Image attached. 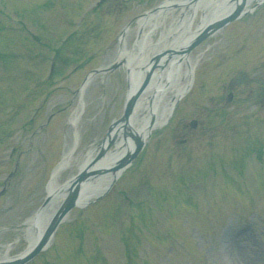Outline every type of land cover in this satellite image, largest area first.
<instances>
[{
    "label": "rangeland",
    "instance_id": "374dc122",
    "mask_svg": "<svg viewBox=\"0 0 264 264\" xmlns=\"http://www.w3.org/2000/svg\"><path fill=\"white\" fill-rule=\"evenodd\" d=\"M162 1L134 0L128 8L116 9L119 17L113 21L100 19L105 8L113 6L108 2L62 45L58 40L64 32L69 35L66 30L91 0H0V188L12 172L0 196V256L6 245L9 255L24 249V221L43 200L51 169L72 143L74 133L67 119L78 104L82 79L90 68L115 59L119 40L93 54L83 47L92 52L102 41L109 44L122 23L132 18L133 29L137 14ZM177 15L174 8L168 11L166 27ZM200 15L197 9L194 24ZM30 28L39 33L44 46H34L16 31ZM158 35L159 30L151 35L152 41ZM135 38L131 31L125 39L127 47ZM51 50L57 55V75L23 100L19 95L29 92L30 84L45 73ZM88 54V61L80 62ZM191 56L199 60L187 97L152 130L107 193L82 209L74 207L56 228L52 246L26 264H105L103 260L107 264H264V110L261 120L244 115L254 108L253 98L262 89L255 81L264 82V3L200 42ZM127 86L123 65L91 80L75 127L78 142L73 157L80 160L100 142L111 120L121 113ZM227 88L233 97L222 106ZM148 102L141 114L148 113ZM192 118L197 119L195 128L187 126L189 131L180 133ZM183 137L186 143L181 144ZM76 169L73 162L58 174L57 182ZM174 169L181 175L172 176ZM208 177L219 180L197 207L196 195L187 197L183 185L200 197L201 180ZM213 196L218 201L214 206ZM133 200L136 203L120 228L121 211ZM162 200L170 205L168 213L161 211ZM164 233L174 238L165 242Z\"/></svg>",
    "mask_w": 264,
    "mask_h": 264
},
{
    "label": "bare ground",
    "instance_id": "6f19581e",
    "mask_svg": "<svg viewBox=\"0 0 264 264\" xmlns=\"http://www.w3.org/2000/svg\"><path fill=\"white\" fill-rule=\"evenodd\" d=\"M232 1L233 0H197V2L193 4L192 0H171L164 2L161 7L151 11L149 15L145 17L141 16L137 19L135 22V28L139 32L138 38L130 50L127 49L125 43L120 45L116 51L117 60H127L134 56L138 58L141 54H143V52L148 51L145 58L137 60L134 63L138 64L139 67L142 66L141 70L143 72L146 66L150 65L151 60H153V63L155 62V59L153 58L155 55H163H161V57L158 59L155 68L152 71L150 83L144 87V92L141 95L136 108L134 109L133 117L127 125V128L130 132L138 134L139 136H144L151 127L160 125L167 118L174 100L186 88L185 83L181 82L179 78L181 79L184 76L187 77V83L191 73L190 69L193 67L195 61H197V58L193 59V57L189 55H183L181 51L186 47L189 40L199 28L205 26L211 20L223 16L234 5ZM174 2H177L176 4L180 9V13L177 20L174 22L175 26L170 25L169 28L165 30L163 27L165 15L166 12L170 10ZM197 8L200 9L202 13L200 16V21L195 25V28H193V19L196 17ZM157 30L160 31V36L154 42L151 39V35H153ZM135 51L136 54L133 56ZM183 65L186 69H183ZM136 72L139 73V70L133 71L132 67L131 70H129L128 77L130 89L132 88V85L137 82ZM163 79L166 81H163ZM85 89L86 85L81 87L78 92L79 103L75 111L68 118V123L70 126L77 125L78 118L80 116L79 113L81 110V101ZM146 101H150V108L148 109V113L142 115L141 119H139V116L141 115L140 111L145 107L144 103H146ZM135 121L139 123V126H135ZM109 136L113 137L114 131H111ZM76 138L77 136L75 133L72 143L64 149L61 162L54 169L53 176L48 183V191H51L54 188V181H56L60 170L68 167L77 160V158L73 157L71 151V146ZM127 141L121 140L116 142L115 148H113L112 151L107 154L106 159L116 155L117 152L122 153L125 151V149L128 150L130 145L129 141ZM94 151L95 150L93 149L88 151L87 158L85 161H82V165L89 160ZM109 179L110 177H104L102 178V181L94 185L92 189H90V187L88 191L85 192L83 200L102 190V188L107 185ZM50 212L51 210H46L45 214H42L45 219L49 217ZM30 231L32 236L36 238L39 231H35L34 225L31 227ZM32 236L28 238V243L32 241Z\"/></svg>",
    "mask_w": 264,
    "mask_h": 264
},
{
    "label": "water",
    "instance_id": "95a60500",
    "mask_svg": "<svg viewBox=\"0 0 264 264\" xmlns=\"http://www.w3.org/2000/svg\"><path fill=\"white\" fill-rule=\"evenodd\" d=\"M237 15V11H234L227 19H230V18H233ZM226 19V20H227ZM223 22L221 23H218V24H214L212 25L211 27H209L207 30L209 31V29H212V27H217L219 25H221ZM207 33V31H205L200 37L204 36L205 34ZM200 39V38H199ZM198 41V40H197ZM137 94H133L131 95L129 98H127L126 100V104H125V108H124V111H123V115L121 116V118H119V120H122L124 122L127 121L128 117H129V113L131 111V108L133 106V103L135 101V98L137 97ZM135 139V142H136V147H135V150L132 152V153H129L124 159H122L116 166H114L112 168V170H115L119 167H121L122 165H124L125 163H127L131 158H133L136 154V152L141 148L142 146V142L141 140L139 139V137L135 136L134 137ZM87 173L84 171V172H80L76 178L74 179L73 181V185L71 186L70 188V192L64 202V204L59 208L57 214L54 216L52 222L50 223L48 229H47V232H46V235L44 236L43 239H41L38 244L26 255L24 256V258L22 259H18V260H15L13 262H9V263H6V264H19L21 263L22 261H25L27 259H29L31 256H33L42 246L43 242L45 241V239L47 238V236L49 235V233H51L52 229L54 228L55 224L57 223V221L61 218V216L66 212V210L74 204V201L76 199V196H77V188H78V185H79V181L81 179H84L86 177Z\"/></svg>",
    "mask_w": 264,
    "mask_h": 264
}]
</instances>
